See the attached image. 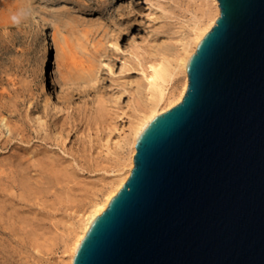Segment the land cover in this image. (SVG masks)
I'll use <instances>...</instances> for the list:
<instances>
[{"label": "rangeland", "instance_id": "rangeland-1", "mask_svg": "<svg viewBox=\"0 0 264 264\" xmlns=\"http://www.w3.org/2000/svg\"><path fill=\"white\" fill-rule=\"evenodd\" d=\"M202 1L0 0V26L15 27L0 35V264H63V236L114 175L115 142L140 101L117 119L120 106L153 48L185 39Z\"/></svg>", "mask_w": 264, "mask_h": 264}, {"label": "water", "instance_id": "water-1", "mask_svg": "<svg viewBox=\"0 0 264 264\" xmlns=\"http://www.w3.org/2000/svg\"><path fill=\"white\" fill-rule=\"evenodd\" d=\"M217 1L185 96L140 131L73 264H264V0Z\"/></svg>", "mask_w": 264, "mask_h": 264}, {"label": "bare ground", "instance_id": "bare-ground-1", "mask_svg": "<svg viewBox=\"0 0 264 264\" xmlns=\"http://www.w3.org/2000/svg\"><path fill=\"white\" fill-rule=\"evenodd\" d=\"M202 2L198 9L199 15L194 18L195 22L190 27L185 39L183 41H181L183 38L179 39L180 41L178 40L179 44L177 47L169 46L166 40H162L165 45L160 47L161 51L157 47L153 48V55H156L157 60L148 66V73L145 77H140V80L135 81L134 93L132 91L133 95L130 93L132 96L129 95L126 103L120 106L117 112V119L126 116V112L132 108L134 98L137 97L140 101L138 107L133 108V112L130 113L128 126L126 128L122 126L120 137L115 142V145H120L119 148L123 149V152L119 154L116 160L114 175L111 176L110 180L105 181L102 188H99L102 189L100 196L93 198L87 208L83 210V213L79 214L80 218H78L79 221L77 220L78 223L76 222L77 225L76 223L72 225L69 228V234L66 233V236H63L64 239L62 238L61 261L63 264H73L77 246L85 237L92 220L105 211L111 199L129 178L134 167L135 144L140 131L150 120L176 106L185 96L189 84L188 60L196 52L200 41L214 26L220 13L217 0H203ZM14 28L2 25L0 26V35L12 33ZM157 51L160 52L156 54ZM49 56V48L43 43L38 50V62L41 70L46 71L48 74L51 69ZM86 71L88 73L92 72L93 67L89 65ZM39 88L47 96L46 100L50 107L53 109L57 108L55 103L56 95L48 91L49 87L43 79L39 82ZM26 180L23 179L21 181V183L24 182V187L31 186L29 184L30 180L28 181L29 183ZM36 237L35 235V239H37ZM36 241L38 242V240Z\"/></svg>", "mask_w": 264, "mask_h": 264}, {"label": "clouds", "instance_id": "clouds-1", "mask_svg": "<svg viewBox=\"0 0 264 264\" xmlns=\"http://www.w3.org/2000/svg\"><path fill=\"white\" fill-rule=\"evenodd\" d=\"M22 15H23V13H19V14L13 15V16L11 17L12 22H13V23H19L20 20H21V18H22Z\"/></svg>", "mask_w": 264, "mask_h": 264}]
</instances>
